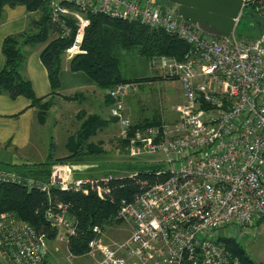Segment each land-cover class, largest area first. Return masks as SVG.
<instances>
[{
  "label": "built area",
  "instance_id": "built-area-1",
  "mask_svg": "<svg viewBox=\"0 0 264 264\" xmlns=\"http://www.w3.org/2000/svg\"><path fill=\"white\" fill-rule=\"evenodd\" d=\"M51 20L62 37L73 42L65 54L81 53L88 13L165 31L184 40L190 51L182 60L159 56L162 76L182 84L183 103L173 122L135 129L125 114L126 94L133 82L108 90L111 115L120 121V137L131 156L162 153L164 181L124 201L114 219L129 224L131 233L117 245L105 242L101 226L89 242L97 264H243L232 257L223 239H238L264 218V30L254 39L217 37L183 20L158 0H46ZM146 139V146L139 143ZM69 166L59 168L48 184L29 180L44 191L51 186L85 190L101 179H73ZM133 175V174H131ZM14 171L0 170V182H21ZM112 176L102 178L108 180ZM52 225L61 226L66 242L76 233L67 207L47 210ZM45 239L29 223L0 215V258L6 264H47ZM43 250V251H42Z\"/></svg>",
  "mask_w": 264,
  "mask_h": 264
},
{
  "label": "trees",
  "instance_id": "trees-1",
  "mask_svg": "<svg viewBox=\"0 0 264 264\" xmlns=\"http://www.w3.org/2000/svg\"><path fill=\"white\" fill-rule=\"evenodd\" d=\"M164 2L166 3V0ZM17 5H26L29 11L39 10L40 16L32 22L29 30L5 38L3 43L5 64L0 71V94H6L11 98L19 96L29 98L32 105L38 109L39 121L44 123L51 101L45 100L46 97H37L30 79L23 74L26 59L23 45L44 44L40 55L48 69L51 95L60 94L63 56L73 42L76 26L72 36L62 37L51 20L50 6L46 0H0V22L4 17L5 7ZM243 10L236 33L239 37L254 39L258 35L250 36L247 32L248 26L251 30H255L256 26H264V20L254 19L257 14L264 11V0H249ZM87 17L90 19V25L84 34L83 51L72 57L69 68L75 72H85L96 86L103 90L111 89L120 83L139 84L151 80L143 76H127L124 73L122 58L125 50H137L145 58L165 55L178 60H182L190 51V45L184 40L160 29L112 18L102 13H88ZM263 30L264 27L260 33ZM158 78L166 79L163 76ZM79 95L75 93L63 97L66 100H73L78 99ZM106 99L110 103L113 102L109 94L106 95ZM84 115L77 134L71 135L69 139L68 146L74 152L72 156H75L72 159L81 160L89 152L91 154L103 152V149L93 144L90 139L105 127L107 120L98 114ZM113 120L117 122L116 118ZM162 124L163 121L156 118L134 123L131 135L137 127ZM53 154L51 152L46 161L40 163L13 164L0 161V170L14 171L21 177V182H0V215L10 214L17 221L29 223L48 242L57 239L59 233L49 220L47 210L52 205L62 204L75 220L76 233L71 235L67 242L68 249L74 256L88 255L89 242L96 237L94 226H101L105 233L107 227L122 223L114 219L122 203L134 200L139 194L167 178L166 174L157 173L160 168H164L163 165L146 164L139 168H127L129 173L125 176L111 175L112 178L108 180L90 181L84 186L87 191L74 188L63 190L58 186H51L49 191H44L37 185H29V180L49 183L48 178L55 162ZM263 221L264 218L258 224ZM223 240L230 255L239 257L243 264H263L255 262L236 239ZM0 264H3L1 258Z\"/></svg>",
  "mask_w": 264,
  "mask_h": 264
},
{
  "label": "rangeland",
  "instance_id": "rangeland-1",
  "mask_svg": "<svg viewBox=\"0 0 264 264\" xmlns=\"http://www.w3.org/2000/svg\"><path fill=\"white\" fill-rule=\"evenodd\" d=\"M158 3L161 5H167L164 0H158ZM254 19H258L259 21L264 20V11L257 14ZM259 21H257V23ZM263 27L256 26L255 30H251L248 26L249 30L247 32L250 36L260 35V31ZM158 57L159 56L145 58L137 50L124 51L122 58L123 66L125 68L124 73L127 76H143L151 78V80L140 82L139 84L136 83V88L131 89L126 94L124 100L126 109L125 114L129 117L132 125L134 123H141L146 119L154 120L155 118L160 119L163 122L170 123L175 121L178 117L179 108L183 103L182 84L177 79L158 78L159 76H162ZM71 59V57L64 54L63 60L70 61ZM50 104V108L47 110L46 121L41 123L38 116L37 120L42 125L48 123L46 129L49 134H51L54 130V122H60L62 139L57 145L54 144L53 140L49 145L51 152L54 153L53 158L55 162L52 165L51 174L48 180L51 179L54 172H56L59 168L65 169V166H69V168L74 171H81V174L83 175L90 174L99 177L113 175L114 177H118L127 175L129 172L126 169L130 167L139 168L146 164L162 165L159 164V160L164 157L162 153H146L140 156H131V144L124 142L126 140L120 137V121H114V117L111 114L107 115V113L104 112L105 118H103L107 120V124L90 139L93 144L100 147V149L102 148L103 152L101 154H91L89 152V154L85 155L81 160H77V158L72 159L75 156H72L74 152L71 151L68 146L69 139L71 137L70 134H77L85 118L84 114H88L90 107L84 106L85 109L79 111V115L81 114V116H79L78 121H75V116L71 115V112L74 113L71 104H68L67 102V105L62 107H54V103L52 102ZM109 105L112 108L113 102ZM96 107L97 106H94V108ZM146 128L147 127L136 128L142 132V137H140V139L146 138V136H144V130H146ZM147 140L148 139L144 142L141 141L139 145L142 147L146 146L144 144H146ZM18 155L21 157L23 154L18 153ZM32 161L33 162L31 163L43 162L38 158L33 159ZM2 162L11 163V161L6 160H3ZM19 164H25V162H20ZM55 227L59 233L57 239L48 242L45 240L44 248L47 251L45 256H47L46 258L49 261V264L98 263V260L100 259V255L98 253L81 256L72 255L68 249L65 238L61 237V234H65V229L61 226ZM130 233L131 228L129 224L123 222L115 223L105 229L104 240L111 245H117L128 238ZM236 241L240 243V245L248 252L250 257L255 262L264 264V221L255 226L254 229H251L248 233L240 235ZM2 262L3 264H6L3 260Z\"/></svg>",
  "mask_w": 264,
  "mask_h": 264
},
{
  "label": "crops",
  "instance_id": "crops-1",
  "mask_svg": "<svg viewBox=\"0 0 264 264\" xmlns=\"http://www.w3.org/2000/svg\"><path fill=\"white\" fill-rule=\"evenodd\" d=\"M39 16V10L29 11L26 5L5 7L4 17L0 22V71L5 64L3 53L5 38L29 30L32 22L38 19ZM43 47L44 44L36 46L23 45V50L26 53L23 74L30 79L36 96L46 97L45 100L54 103V107L65 106L68 102L73 107L74 113L71 112V115L75 116V121H78L79 116H81L79 111L85 109L84 106L90 107L88 114H99L101 117H104V113L110 115L111 107L109 104L111 103L106 99L107 90L97 87L85 72L72 71L69 68L70 61L64 60L63 62L60 74L62 82L59 90L60 94L51 95L52 87L48 69L40 55ZM75 93L80 94L78 99L66 100L63 97ZM81 93H83V96ZM94 106L97 107L94 108ZM37 112L38 109L25 96L11 98L6 94H0V159H2L0 161H11L13 164L31 163L33 159L37 158L44 161L51 153L49 145L52 140L55 145L61 141V123L54 122V130L49 134L46 129L48 123L40 124L37 120ZM18 153L23 155L20 157ZM72 175L75 180L102 179L111 176L83 175L81 171L77 170H73Z\"/></svg>",
  "mask_w": 264,
  "mask_h": 264
},
{
  "label": "water",
  "instance_id": "water-1",
  "mask_svg": "<svg viewBox=\"0 0 264 264\" xmlns=\"http://www.w3.org/2000/svg\"><path fill=\"white\" fill-rule=\"evenodd\" d=\"M166 3L183 20L194 24L202 32L230 37L244 0H166Z\"/></svg>",
  "mask_w": 264,
  "mask_h": 264
}]
</instances>
